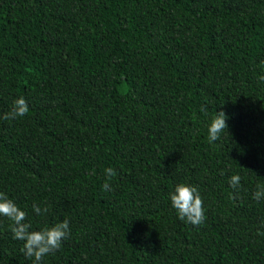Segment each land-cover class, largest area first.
Returning a JSON list of instances; mask_svg holds the SVG:
<instances>
[{
  "label": "trees",
  "instance_id": "1",
  "mask_svg": "<svg viewBox=\"0 0 264 264\" xmlns=\"http://www.w3.org/2000/svg\"><path fill=\"white\" fill-rule=\"evenodd\" d=\"M262 77L264 0H0V192L30 230L70 224L39 264H264ZM179 183L199 226L172 207ZM11 224L0 264H36Z\"/></svg>",
  "mask_w": 264,
  "mask_h": 264
},
{
  "label": "clouds",
  "instance_id": "2",
  "mask_svg": "<svg viewBox=\"0 0 264 264\" xmlns=\"http://www.w3.org/2000/svg\"><path fill=\"white\" fill-rule=\"evenodd\" d=\"M264 78V77H262ZM29 111L26 100L21 97L14 101L13 108L3 116V119H15L26 115ZM228 117L223 111L211 120L208 126L209 142H215L221 138V133L228 130ZM106 181L103 185L105 191L110 190V181L117 175L116 171L109 167L105 169ZM241 177L233 175L229 179V184L233 189H239ZM264 198V187L258 186V190L253 194V199L260 201ZM172 207L176 210L178 218L193 226L201 225L205 220L203 199L197 187L179 183L175 186L174 192L170 194ZM48 207L41 208L33 205V211L37 215L48 212ZM0 216L7 217L11 222L13 239L24 241L23 249L26 257H34L36 264L43 258L60 249L62 241L70 234V224L67 219L56 223L54 226L45 227L40 230H30L31 224L25 222L27 214L10 199L4 192H0ZM264 235V232H258Z\"/></svg>",
  "mask_w": 264,
  "mask_h": 264
}]
</instances>
